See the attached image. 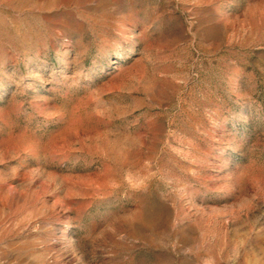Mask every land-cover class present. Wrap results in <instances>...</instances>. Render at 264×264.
I'll return each mask as SVG.
<instances>
[{
  "label": "rangeland",
  "instance_id": "rangeland-1",
  "mask_svg": "<svg viewBox=\"0 0 264 264\" xmlns=\"http://www.w3.org/2000/svg\"><path fill=\"white\" fill-rule=\"evenodd\" d=\"M0 264H264V0H0Z\"/></svg>",
  "mask_w": 264,
  "mask_h": 264
}]
</instances>
